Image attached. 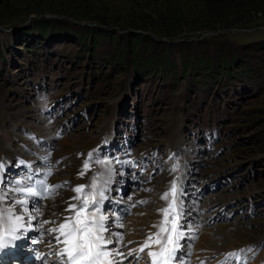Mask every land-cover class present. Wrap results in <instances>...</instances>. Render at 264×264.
I'll return each mask as SVG.
<instances>
[{"label": "rangeland", "instance_id": "obj_1", "mask_svg": "<svg viewBox=\"0 0 264 264\" xmlns=\"http://www.w3.org/2000/svg\"><path fill=\"white\" fill-rule=\"evenodd\" d=\"M245 53L246 62L230 73L206 65ZM136 55L145 62L138 64ZM197 58L203 64H193ZM40 81L53 92L64 88L72 104L61 119L72 135L95 134L104 119L119 114L127 122L148 112L147 127L156 133L171 113L196 114L200 122L216 114L227 133L200 177L220 175L222 183L201 207L212 196L216 203L201 215L216 208L230 218L200 237L221 250L263 244L264 0H0V104L17 99L20 87L30 96ZM217 226L226 231L223 239L214 235ZM215 250L200 249L188 264L212 262ZM250 257L246 264H264V248Z\"/></svg>", "mask_w": 264, "mask_h": 264}, {"label": "snow or ice", "instance_id": "obj_2", "mask_svg": "<svg viewBox=\"0 0 264 264\" xmlns=\"http://www.w3.org/2000/svg\"><path fill=\"white\" fill-rule=\"evenodd\" d=\"M90 161H93L92 152L88 153V159L84 161L78 175H84V170L89 168ZM95 163H103L105 165L104 172L98 171L87 184L78 185L71 189L79 194L82 189L90 188L93 197L91 202L85 198L81 203H71L73 200H80L81 197L79 195L68 197L65 201L67 207L62 212L53 213V219L41 221L39 218L44 215V212L40 201L54 199L59 189L66 187L68 182L52 184L48 180V177L53 174L50 168L41 172L23 159L13 166L24 169L23 179H9L6 175L7 161L0 158V250L8 247H19L15 242L27 239L32 245L45 243L54 250L52 255L56 256L57 259L51 261L47 254L41 256L37 251L36 259L42 261V264H125V261L127 264H140L143 257L141 255L134 256L133 253H144L145 248L149 246L148 242L153 239V236H156V243L159 245L160 251L147 252V256L152 258L151 264H184L180 259V252L185 245L181 241L190 239V237L186 235L188 225L177 223L178 218L181 221L184 218V204L181 199L182 189L177 183L179 177L171 181L170 190L173 194V201L169 203L167 208L161 209L167 216L169 209H173L175 206L171 228L161 226L159 232L149 234L138 249L129 248L127 252H124L122 250L123 234L112 231L111 224L106 223L110 217L106 216L103 211L105 202L109 201L108 192L110 189L108 185L111 180V173L116 170L109 167L112 163L111 160H95ZM177 167H174L172 171L175 172ZM117 174L119 173L117 172ZM16 175H20V173H16ZM101 177L104 178L101 179ZM168 196L169 192L166 191L161 199L167 200ZM146 202L140 201V203ZM5 212L9 215L7 227L3 225ZM81 212H88L91 219L87 216L76 219ZM64 213H69V215ZM58 220V227L44 229L45 224H56ZM120 226L122 227V225ZM42 229L44 230L42 231ZM30 231L37 232L38 235L30 236ZM165 232L167 237L166 240L162 241L159 237L161 233ZM46 235L50 237L47 240H45ZM60 245H64V247H60ZM251 251V248L241 249L238 253H229L228 256H235L239 261L242 259L241 254ZM65 255L66 259L64 258ZM102 257L111 259L105 260ZM115 257H120V259L116 260ZM0 264H4L2 259H0ZM222 264H227V261L222 262Z\"/></svg>", "mask_w": 264, "mask_h": 264}, {"label": "bare ground", "instance_id": "obj_3", "mask_svg": "<svg viewBox=\"0 0 264 264\" xmlns=\"http://www.w3.org/2000/svg\"><path fill=\"white\" fill-rule=\"evenodd\" d=\"M177 124L178 123H176L175 122V124H174V129H176V127H177ZM47 136H48V133H47V129H44L43 130V132H42V140H46L47 139ZM67 138V137H66ZM65 137H62L60 140H58L57 141V143L59 144V146H60V148H61V150H56V151H54V156L55 157H59V156H61L60 155V152H61V154H62V152L64 153V152H69L70 151V148H71V146H69V143L71 144V141H69L68 139H66ZM91 139V138H90ZM89 139V140H90ZM95 139H97V138H95ZM89 140H87V142L86 143H88L89 142ZM96 142H97V140L95 141V142H89V145L88 146H91V145H95L96 144ZM5 144H8V149L7 148H5ZM12 146H14V145H11V143L9 142V141H3L2 142V148H4L5 150H9V148L10 147H12ZM79 160H77L76 158H75V161H74V168H73V170H71L70 172H69V179H72L73 180V186L72 187H75V186H78V183H79V180L80 179H84V177L83 176H80V175H78V169L79 168H77L78 166H79ZM100 167V166H99ZM51 169L52 170V168L49 166V167H47L45 170H44V172L45 171H47L48 169ZM38 171H40V170H38ZM50 177H53V175H51ZM18 179H23L22 177L21 178H18ZM61 179H63V180H66V178L64 177V176H62L61 177ZM113 179H114V175L111 173V180H110V182H112L113 181ZM72 187H71V189H72ZM66 193V192H65ZM65 193H63L55 202H59V204H60V202L63 200V195L65 194ZM68 195V192L66 193V196ZM211 200H209V202H206L202 207H209V205H213V204H215L216 203V200H213L214 199V196H212L211 198H210ZM219 200V199H218ZM119 204H120V202H119ZM58 207L59 208H61V205H58ZM145 220V219H144ZM141 221H143V220H141ZM106 223H108V221H106ZM213 233V232H212ZM225 233H226V231H225V229H224V227L223 226H217V230H216V233L214 234L215 236L216 235H218V236H220V239H223V236H222V238H221V235L223 234V235H225ZM211 236H212V234H211ZM135 237V238H134ZM133 237V235H129L128 236V238H126L128 241H130V240H132L134 243H133V245H138L141 241H142V237L141 236H138V235H136V236H134ZM219 239V240H220ZM211 242V243H210ZM218 242V241H217ZM214 244H215V241H212L211 239H209L208 237H207V235H202L201 237H200V239H199V243L197 244V247H196V250L197 251H200L199 250V248L200 249H209V250H213V249H218V248H216L215 246H214ZM229 248H232V246L231 247H229ZM206 251H204V253H205ZM205 258H206V256H205ZM205 258H204V260H205ZM207 260V259H206ZM202 260H200L199 262H197V263H200ZM195 264V263H194ZM201 264V263H200Z\"/></svg>", "mask_w": 264, "mask_h": 264}, {"label": "trees", "instance_id": "obj_4", "mask_svg": "<svg viewBox=\"0 0 264 264\" xmlns=\"http://www.w3.org/2000/svg\"><path fill=\"white\" fill-rule=\"evenodd\" d=\"M231 3L232 2H228L229 5H231ZM219 5H221L219 7H222L223 6V4H219ZM40 23L46 24V22H40ZM97 32H98L97 29H95V31L93 32V38L97 35ZM99 36H100V34H99ZM142 37L143 36L141 34H136V39H139V38H142ZM245 55H247V53H245V54H239V55H236V56H234V55L226 56V57L224 56L222 58H218L217 61H214L215 64H212V61L207 59L206 65H208V67L209 66L212 67V66L215 65L218 69H221V67H223L222 70L229 69L232 65H235V66L238 67L239 65H241V64H243V63L246 62ZM116 57L118 59L124 60L122 54H119V55L116 54ZM133 58H134V60H136V62L141 61L140 59L137 58V55L134 56ZM148 60H150V62L154 63L153 62L154 59L149 58ZM203 61H204L203 58H197L195 60V63H197V64H201L202 63L203 64Z\"/></svg>", "mask_w": 264, "mask_h": 264}, {"label": "clouds", "instance_id": "obj_5", "mask_svg": "<svg viewBox=\"0 0 264 264\" xmlns=\"http://www.w3.org/2000/svg\"><path fill=\"white\" fill-rule=\"evenodd\" d=\"M37 100L39 101L42 110H46L48 108V105L50 103L49 96L47 94H41L37 97Z\"/></svg>", "mask_w": 264, "mask_h": 264}]
</instances>
